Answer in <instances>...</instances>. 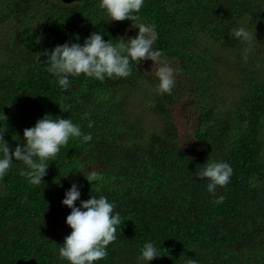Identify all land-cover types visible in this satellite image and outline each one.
I'll return each mask as SVG.
<instances>
[{
	"label": "trees",
	"instance_id": "16d2710c",
	"mask_svg": "<svg viewBox=\"0 0 264 264\" xmlns=\"http://www.w3.org/2000/svg\"><path fill=\"white\" fill-rule=\"evenodd\" d=\"M139 15L156 25L153 47L178 70L171 94H157L150 60L132 62L127 78L70 77L63 91L45 50L92 32L115 44L138 28L107 22L99 0H0V29L9 26L0 33V127L10 149L46 114L93 136L70 139L38 186L19 161L0 179V264H69L58 249L72 231L61 201L73 182L80 200L104 195L121 217L94 264H137L147 241L161 256L149 264H264V0H145ZM242 23L257 39L246 60L229 35ZM208 159L233 168L216 196L195 177ZM91 170L102 177L93 185L80 172Z\"/></svg>",
	"mask_w": 264,
	"mask_h": 264
},
{
	"label": "clouds",
	"instance_id": "9594fccd",
	"mask_svg": "<svg viewBox=\"0 0 264 264\" xmlns=\"http://www.w3.org/2000/svg\"><path fill=\"white\" fill-rule=\"evenodd\" d=\"M144 2L145 0H99V9L107 17V22L129 20L132 28H138V33L127 40L121 37L113 44L109 40L105 41L101 32H92L84 39L83 44L66 41L62 45H56L51 51L45 50L46 71L56 78L63 91L67 92L72 87L70 77L83 75L100 82H104L106 78H127L131 74L132 62L150 60L153 65H157V94H171L178 70L163 58L161 50L153 47L157 40L156 25L140 22L139 13ZM229 35L245 45L242 58L246 60L251 46L257 40L256 34L254 36L242 23L231 28ZM42 39V36H36L35 44H40ZM60 109L66 111L61 106ZM52 117L51 114H46L36 121L35 126L25 128L23 146L17 144L14 149H10L9 143L4 139L8 130L0 127V179L8 174L14 161H19L26 168L21 175L30 184L38 186L47 174L49 161H56L57 154L70 139H78L82 144L93 140L91 133H83L80 125L73 123L71 119ZM88 127H92L91 122ZM203 165L195 172V177L207 180L206 191L216 196L218 187L224 188L230 183L233 168L227 162L210 159ZM80 172L92 185L102 179L95 170L87 174ZM81 187L73 182L61 201L62 205L71 209L66 217V224L72 231L59 246L58 256L69 264H94L107 256L108 246L117 239L116 231L121 217L118 212L114 213L115 203L104 195H90L89 199L80 200ZM224 199L225 196L220 195L215 202L222 203ZM78 200L79 206L76 204ZM158 257L161 256L154 242L147 241L139 250L137 264H149ZM191 264H195V261Z\"/></svg>",
	"mask_w": 264,
	"mask_h": 264
},
{
	"label": "water",
	"instance_id": "95a60500",
	"mask_svg": "<svg viewBox=\"0 0 264 264\" xmlns=\"http://www.w3.org/2000/svg\"><path fill=\"white\" fill-rule=\"evenodd\" d=\"M64 3H67V4H71V3H74L76 1H80V0H62ZM17 264H39V262L32 258V259H29V260H23V259H20L17 261Z\"/></svg>",
	"mask_w": 264,
	"mask_h": 264
},
{
	"label": "rangeland",
	"instance_id": "374dc122",
	"mask_svg": "<svg viewBox=\"0 0 264 264\" xmlns=\"http://www.w3.org/2000/svg\"><path fill=\"white\" fill-rule=\"evenodd\" d=\"M8 28H9L8 25L3 26V28L0 29V33H1V34H2V33H5V32L7 31ZM184 122H185V121H184ZM184 126H185V123H183V125L181 126L182 129L184 128Z\"/></svg>",
	"mask_w": 264,
	"mask_h": 264
}]
</instances>
